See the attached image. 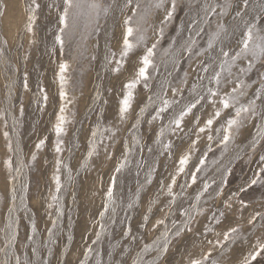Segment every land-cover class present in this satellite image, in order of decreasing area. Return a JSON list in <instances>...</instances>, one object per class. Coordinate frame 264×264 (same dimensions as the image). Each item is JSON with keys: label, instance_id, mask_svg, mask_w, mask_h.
Wrapping results in <instances>:
<instances>
[{"label": "rangeland", "instance_id": "rangeland-1", "mask_svg": "<svg viewBox=\"0 0 264 264\" xmlns=\"http://www.w3.org/2000/svg\"><path fill=\"white\" fill-rule=\"evenodd\" d=\"M78 2L64 29V0H0V264H245L264 244V55L242 42L264 0Z\"/></svg>", "mask_w": 264, "mask_h": 264}, {"label": "snow or ice", "instance_id": "snow-or-ice-1", "mask_svg": "<svg viewBox=\"0 0 264 264\" xmlns=\"http://www.w3.org/2000/svg\"><path fill=\"white\" fill-rule=\"evenodd\" d=\"M33 2H35V0H33ZM64 2H65L66 7L64 9V13H63V17L61 19V23L64 25V29H66L68 27L70 10L73 8H80L81 5L78 2V0H64ZM162 6H163V0H160V2L157 4V7H162ZM37 7H39V6L37 5ZM89 7L92 10L96 11L97 14H99V11L101 10V6L99 4H96V3L89 5ZM172 7H173V11H174L175 10V0H173ZM104 11L106 12V9ZM170 17H171V13H169V18ZM34 19H35V16L30 17V21H33ZM125 23L130 24L131 21H126ZM254 28H255V26L253 25V26L249 27L246 31V37L242 42L243 53H247L249 51H253V52L258 51L260 55H264V35L256 34L254 32ZM64 29H61V31H63ZM31 30L32 29H31V24H30L29 31H31ZM133 31H134V29L132 27L127 28V34H126V37L123 41V45H124V49H123V53H122L123 56H127L128 53L133 49V44L130 43V40H129V38L132 37V35H133ZM57 39L60 41L61 45H63L62 38L57 37ZM141 39H142V37H141ZM257 40L259 41V43H256ZM152 55H153V52L151 49H149L147 52V55L143 57V60H142L143 67H141L139 69V72H138L139 78H143L145 80L148 78L147 77V69L151 65L150 58ZM223 55L225 57H227L228 53L224 52ZM67 68H68L67 64H62L60 66V83H61L62 88L66 82L65 77H64V73L67 71ZM117 71H119V69H117ZM216 80H217V83H219V76L216 77ZM137 83H138V80H134V81H132L126 85V88L128 89V93H127V97L122 101V105H123V107L121 109L122 114L127 112L128 109L130 108V102L132 100V95H133L132 90L136 87ZM209 91L211 92V95H213V96L217 95V93L213 92L211 89H209ZM61 97L66 99V94L63 91H61ZM45 99H47L46 96H45ZM165 103H167V102H165ZM221 103L223 104V107L225 109H227L231 106V102L229 99L221 100ZM193 107H195V104L191 105L188 108V112H190L191 108H193ZM163 110L164 109H161V111H163ZM248 110L249 109H247V108H238L236 110V116L239 117L242 112H247ZM63 112H64V109L61 108V115L59 117V122L57 123L56 129H55L57 136H59L64 131L63 125L65 123V117L63 115ZM186 114L187 113H182L180 115V117L175 121L177 128L180 127L181 121L183 120V117ZM215 115L218 117L220 115L219 111H217L215 113ZM207 123H208V126H211L213 123V120L209 119ZM227 123H228V128L226 129V131L228 134L224 137L225 142H227L231 138V129L233 126L237 125L238 121L236 119H232V120H229ZM201 131H203V129H201ZM209 138H211V137H209ZM169 147H170V145H169ZM59 150L60 149L58 146L57 151H59ZM262 159H264V158H262ZM188 160H189L188 156H185L180 160V171L184 170V167L187 165ZM193 182H195L194 176H193ZM173 183H174V181H173ZM253 183H256V181L253 180ZM57 192H59V179L58 178H57ZM169 194H171V189L169 190ZM108 195H109V197H111V192H109ZM233 231H236V229H233ZM258 248H259V251L251 254L250 259L246 260L245 264H251L252 260H255L258 256L261 255V253H264V244H258ZM164 250L166 251L167 249H164ZM192 264H203V261L202 260H195L192 262Z\"/></svg>", "mask_w": 264, "mask_h": 264}]
</instances>
